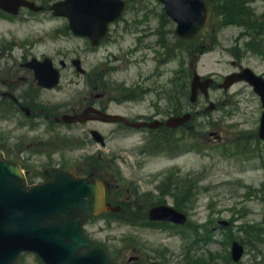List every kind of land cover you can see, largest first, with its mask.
Instances as JSON below:
<instances>
[{
  "label": "rangeland",
  "instance_id": "obj_1",
  "mask_svg": "<svg viewBox=\"0 0 264 264\" xmlns=\"http://www.w3.org/2000/svg\"><path fill=\"white\" fill-rule=\"evenodd\" d=\"M146 1L151 3V0H126L124 17L141 16V11L135 12L133 9L144 5ZM232 1L212 0L213 7L204 32V41L208 45L205 52L198 54L193 64L188 63L200 75L215 74L218 82L233 71L232 61L241 64V51L245 62L264 71V55L241 44V36L252 32L254 23H248L249 26L238 24L242 17L245 20V16L257 22L262 21L264 0H253L243 8H237L235 16L225 12L224 5ZM257 22L255 26L258 27ZM50 25L51 22L48 21L11 22L0 18V63L13 62L27 51L37 57L42 52L50 54L55 43L49 38H41L42 31L50 28ZM123 26L124 22H120L119 28H115L114 34L117 35L113 37L112 43L96 50H90L86 43L83 52L78 55L71 53L70 60L80 58L86 76L76 73L75 68L70 65L64 69L62 88L46 93L45 101L52 104L68 102L71 109H82L86 104L84 96L88 97L89 92L94 91L92 78L130 83L131 80L140 78L139 69L142 70L141 76L148 74L151 71L150 63L135 66L131 64L134 55L125 59L123 54L128 51L132 38L120 29ZM79 45L80 41L69 40V47ZM153 53L151 50V55ZM112 55L121 56L123 60L118 61ZM174 66L173 62L167 64L166 71L171 72ZM169 77L167 74L164 78ZM252 94V89L241 86V83L233 85L227 91L211 89L210 96L217 99L218 110L195 119L202 126H197L192 135L194 143L189 146L183 141L179 146L180 153L175 158H169L166 152L163 153L164 156L137 157L133 151L137 132L132 135L115 134L111 131L112 125L97 122L68 126L70 139L65 150L60 137L51 141L55 131L47 134L49 142L44 146L46 153L40 158L81 170L88 169L100 158L103 164L110 165L105 167L101 175L112 186L119 183L118 186L122 189L131 187L136 182L143 190H148L153 187L154 180L172 165H176L182 174L194 173L193 181L189 182L195 184L194 190L186 194L181 192L166 201L180 207L187 214L188 222L193 225L226 221L225 228H228L232 236H237L241 234L239 228L246 223L257 224L264 221V143L257 135L261 110L257 97ZM109 110L126 111L127 106L110 103ZM94 128L103 134V146L90 137L89 130ZM60 129L57 131L67 132L65 128ZM17 135L14 119L0 121L2 141L11 145ZM28 136L37 140L46 134L43 126H36ZM114 156L116 163L112 168ZM198 178L200 181L197 182ZM137 212L127 211V215H130L127 221L116 220L110 214L103 215L88 220L84 229L92 240L105 245L119 264H150L151 261L156 264H228L229 245L221 228L215 229L216 233L206 243L196 244L194 248L185 247L187 235L184 231L180 233L178 230L147 227L137 217ZM209 235L211 233H208V238ZM250 245L246 244L240 264L251 262L254 258L256 251ZM260 250L264 252L263 247ZM131 257L135 259L128 261ZM16 264L41 262L33 254H24Z\"/></svg>",
  "mask_w": 264,
  "mask_h": 264
},
{
  "label": "flooded vegetation",
  "instance_id": "obj_2",
  "mask_svg": "<svg viewBox=\"0 0 264 264\" xmlns=\"http://www.w3.org/2000/svg\"><path fill=\"white\" fill-rule=\"evenodd\" d=\"M35 5V9L30 7H20L16 14L11 15L2 11L6 18L26 20L45 19L55 21L57 24L51 26L43 34H47L55 40V46L51 47L49 58L53 67L57 68L60 76L59 83L54 88H44L37 84L32 70L34 61L38 59L43 61L47 56L45 52L40 53L37 57L31 51L21 53L13 62L0 63V110L4 118H12L8 111L9 103L12 104L15 113V127L18 133L15 142L11 145L3 141V151L12 161L23 167L28 183L40 182L41 167L53 165L51 161L40 158L46 153L45 147L48 145L51 131L65 126L67 132L60 136L63 149L68 145L69 130L68 124L56 123L55 117L63 113L70 112L68 102H58L52 104L45 101V94L53 91H59L62 88L63 71L70 67V54H78L85 50L86 38L78 37L71 33L68 19L66 17L54 16L51 11V5L60 0H28ZM264 18V15H261ZM167 17L159 16L156 18L157 26L149 30H144V23L135 19H129V26L135 32L133 36V46L129 49V54H136L132 63L136 66L148 63L147 50L153 49L155 52L151 61L156 65L163 64L165 61V51L174 54L179 51V39L175 35V24ZM170 23V26L168 24ZM118 23L109 26V35L112 28ZM131 28V30H132ZM111 29V30H110ZM165 36H168V45H166ZM79 39L80 45L69 47V40ZM152 39L150 42L148 39ZM108 36L102 41L107 42ZM248 65L245 62L241 51V69ZM81 75L84 77L86 73ZM163 72L157 68L151 74L133 79L130 83L126 81L118 82L111 79L94 80V91L89 92V99L86 105H93L100 110H108L110 103L119 106H127L126 111H115V113L126 116L131 121H145L155 124L154 127L140 126L134 127L123 123H115L112 128L116 132L132 135L137 132V139L134 141L133 151L137 157L143 154L159 155L164 148L169 147L171 158L176 156L175 149L180 141V132L182 126L169 127L165 124L166 120L179 116L182 113L181 104V81L174 79L169 82L163 78ZM246 85L241 82V86ZM242 91V90H241ZM87 99V96H84ZM261 107L259 103V108ZM75 110V109H73ZM4 121H7L5 119ZM39 123L44 125L43 132L45 137L34 138L28 136L35 130V125ZM188 128V127H185ZM59 136L57 137V139ZM53 137L51 141H53ZM149 141H151L149 143ZM150 144V149L147 147ZM57 166H63L56 163ZM136 193L142 195L146 193L140 187L133 188Z\"/></svg>",
  "mask_w": 264,
  "mask_h": 264
},
{
  "label": "water",
  "instance_id": "obj_3",
  "mask_svg": "<svg viewBox=\"0 0 264 264\" xmlns=\"http://www.w3.org/2000/svg\"><path fill=\"white\" fill-rule=\"evenodd\" d=\"M167 12L178 22V34L192 38L201 28L206 16V5L200 0H163ZM58 11L80 15L71 19L76 33L94 38L105 33L109 21L116 17L123 6L119 0H70ZM69 8V10H68ZM39 82L49 86L46 73L36 68ZM239 75L227 76L225 87L240 79ZM194 77L193 96L198 86L206 85ZM255 89L264 102V83L255 79ZM193 99V98H192ZM89 110L78 115H65L63 120L85 121L95 116ZM104 121L124 120L120 116L100 114L95 117ZM95 140L101 136L93 131ZM259 136L264 138V113ZM45 182L26 187L23 175L16 165L4 160L0 153V264H13L22 252L36 253L44 264H114L100 245L88 240L82 232V223L90 216L106 209L103 185L90 175L76 177L72 173L49 169L44 173ZM151 219L185 222V215L176 210L157 206L150 210ZM243 249L238 242L232 244V258L238 260Z\"/></svg>",
  "mask_w": 264,
  "mask_h": 264
},
{
  "label": "trees",
  "instance_id": "obj_4",
  "mask_svg": "<svg viewBox=\"0 0 264 264\" xmlns=\"http://www.w3.org/2000/svg\"><path fill=\"white\" fill-rule=\"evenodd\" d=\"M237 5H238V2L233 3L231 6L227 7L226 11H228L230 14H236V8L235 7H237ZM187 180H188L187 176H183V178L180 182L179 189H177V186H178L177 183H174L175 186H174V184H171L173 194H179L181 192H183L185 194L190 193L191 188L189 187L190 185L186 182ZM166 185H167V183H166ZM169 187H170V184H168L165 188L166 193H169V191L171 190ZM115 216H117L120 219H128L127 216L125 214H123L122 212L115 214ZM204 229L207 230V228H205V227H204ZM241 242L243 244L249 243V244L253 245L254 248L257 247V250H258V247L260 245L264 244V221L260 225L247 224V225L241 227ZM257 253L260 254L261 252L257 251ZM263 258H264V255H263ZM263 260H262V262H263ZM251 264H253V263H251Z\"/></svg>",
  "mask_w": 264,
  "mask_h": 264
}]
</instances>
